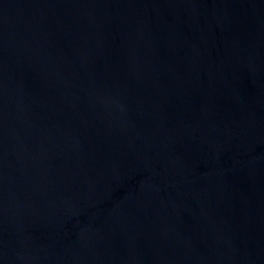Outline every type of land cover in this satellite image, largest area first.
<instances>
[{"label": "water", "instance_id": "water-1", "mask_svg": "<svg viewBox=\"0 0 264 264\" xmlns=\"http://www.w3.org/2000/svg\"><path fill=\"white\" fill-rule=\"evenodd\" d=\"M0 264H264V0H0Z\"/></svg>", "mask_w": 264, "mask_h": 264}]
</instances>
